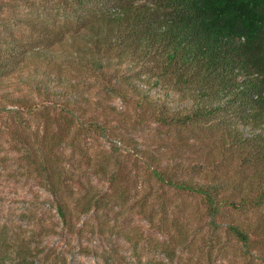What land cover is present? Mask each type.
<instances>
[{
	"label": "trees",
	"instance_id": "1",
	"mask_svg": "<svg viewBox=\"0 0 264 264\" xmlns=\"http://www.w3.org/2000/svg\"><path fill=\"white\" fill-rule=\"evenodd\" d=\"M63 2L75 12L66 21L44 15L24 21L29 40L0 37V76L16 77L18 85L45 96L40 107L45 131L48 123L58 126L57 134L45 132L34 144L17 133L16 144L24 160L46 174L63 221L68 222V212L59 200L64 182L55 151L63 143L73 146L78 133L104 137L106 115H101L102 121L92 117L84 122L87 108L95 104L103 109L104 98L115 99L138 123L176 131L205 128L214 135L220 156L236 164L237 178L197 182L168 177L167 166L136 147L130 152L162 187L201 198L210 237L218 240L222 233L224 242L248 264L253 255L264 264V217L255 222L228 219L223 225L216 221L225 206L264 216V0ZM68 74L95 77L103 86V98L90 101L78 88L80 81L71 84L65 79ZM51 83L59 85L60 92L74 94L57 105L48 88ZM10 84L0 85V97L17 106L16 122L20 110L30 106L6 90ZM156 90L169 98L167 103L155 98ZM50 107H59L58 117L51 118ZM100 170L112 194L124 191L118 184L127 178L123 172ZM104 197H87L83 213L99 208ZM223 246L211 241L207 256L224 251Z\"/></svg>",
	"mask_w": 264,
	"mask_h": 264
},
{
	"label": "rangeland",
	"instance_id": "2",
	"mask_svg": "<svg viewBox=\"0 0 264 264\" xmlns=\"http://www.w3.org/2000/svg\"><path fill=\"white\" fill-rule=\"evenodd\" d=\"M73 9L63 0H0V37L29 40L24 21L44 15L66 21L75 14ZM65 79L71 84L80 81L77 86L90 101L104 96L101 82L91 75L68 74ZM3 82L11 83L6 90L30 108L20 110L19 124V118L13 119L17 106L0 97V264H248L224 242L222 233L218 240L210 237L199 196L162 187L130 152L136 147L156 164L167 166L168 177L197 182L236 177V164L220 156L208 129L176 131L156 123L141 124L115 99L104 98L103 109L91 105L84 122L106 115V137L78 133L73 146L63 143L55 151L64 182L59 200L67 208L66 223L46 174L31 167L16 144L17 133L31 138L32 144L48 132L57 134L56 124L48 123L45 131L40 107L46 97L18 85L16 77L0 76V85ZM48 88L57 105L74 94V90L60 92L56 83ZM156 92L155 98L167 103L169 98ZM47 111L51 118L58 117L59 107ZM100 169L108 174L123 172L127 178L118 184L124 191L112 194ZM90 195L105 196L104 202L83 213L81 207ZM263 217L261 211L244 214L225 206L216 221L223 225L228 219L255 222ZM211 241L224 245V251L207 256ZM252 264H259L254 255Z\"/></svg>",
	"mask_w": 264,
	"mask_h": 264
}]
</instances>
